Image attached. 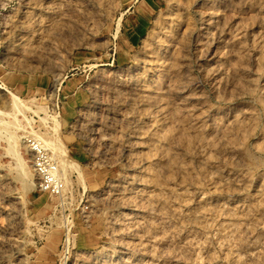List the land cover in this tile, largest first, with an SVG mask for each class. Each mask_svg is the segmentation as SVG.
I'll return each instance as SVG.
<instances>
[{
  "label": "rangeland",
  "instance_id": "374dc122",
  "mask_svg": "<svg viewBox=\"0 0 264 264\" xmlns=\"http://www.w3.org/2000/svg\"><path fill=\"white\" fill-rule=\"evenodd\" d=\"M0 264H264V0H0Z\"/></svg>",
  "mask_w": 264,
  "mask_h": 264
},
{
  "label": "built area",
  "instance_id": "2783aa9c",
  "mask_svg": "<svg viewBox=\"0 0 264 264\" xmlns=\"http://www.w3.org/2000/svg\"><path fill=\"white\" fill-rule=\"evenodd\" d=\"M32 147L36 156L35 168L41 177V187L52 193H60L63 186L59 179L57 166L51 161L41 144L37 142Z\"/></svg>",
  "mask_w": 264,
  "mask_h": 264
},
{
  "label": "bare ground",
  "instance_id": "6f19581e",
  "mask_svg": "<svg viewBox=\"0 0 264 264\" xmlns=\"http://www.w3.org/2000/svg\"><path fill=\"white\" fill-rule=\"evenodd\" d=\"M15 138H16V137H15ZM15 143H16V142H15ZM46 145H47V144H46ZM53 148H54V147H53ZM53 148H52V150H53ZM21 166H22V165H21ZM23 166H25V165H23ZM22 168H25V167H22ZM22 170H23V169H22ZM22 170H21V171H22ZM58 171H59V170H58ZM22 172H23V171H22ZM24 172H25V171H24ZM24 174H27V173L25 172ZM24 174H23V175H24ZM24 178H26V177L24 176ZM28 181H29V180H28ZM26 184H27V183H26Z\"/></svg>",
  "mask_w": 264,
  "mask_h": 264
}]
</instances>
